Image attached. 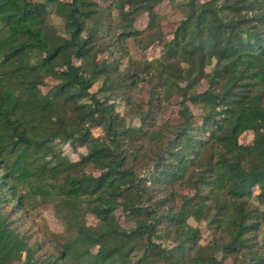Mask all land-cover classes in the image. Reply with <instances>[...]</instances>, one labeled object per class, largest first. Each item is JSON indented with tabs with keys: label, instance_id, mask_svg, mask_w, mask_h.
<instances>
[{
	"label": "trees",
	"instance_id": "16d2710c",
	"mask_svg": "<svg viewBox=\"0 0 264 264\" xmlns=\"http://www.w3.org/2000/svg\"><path fill=\"white\" fill-rule=\"evenodd\" d=\"M163 1L0 0V264H264V0H170L182 13L171 38ZM128 39L160 56L119 70ZM142 74L146 111L129 127L98 95L128 94ZM172 98L181 122L144 126ZM56 140L86 153L72 162ZM178 185L191 195L173 206ZM35 198L53 203L62 233L31 231ZM190 219L213 231L207 243Z\"/></svg>",
	"mask_w": 264,
	"mask_h": 264
},
{
	"label": "rangeland",
	"instance_id": "374dc122",
	"mask_svg": "<svg viewBox=\"0 0 264 264\" xmlns=\"http://www.w3.org/2000/svg\"><path fill=\"white\" fill-rule=\"evenodd\" d=\"M34 1H42V0H34ZM64 2H70L71 0H62ZM96 2H99L102 7H105L108 5L109 0H95ZM204 1V0H201ZM177 3L172 2L170 0H164L160 5H158L155 8L156 13H158V16L160 18V29L165 35V38H171L173 31L177 27L179 20L182 17V13L179 10V7L176 5ZM158 18V19H159ZM117 19V12L115 10L111 11L110 17L106 20L108 22L109 20H112L115 22ZM51 23H53L58 30H61V23L59 18H55L51 16ZM147 23V15L141 14L136 21V26L138 28L145 27ZM114 49V48H113ZM126 52L118 54L116 57L118 58V69L122 70L126 66H130L132 62H142L144 60H151L154 58H157L160 56V47L158 46H152L147 50L141 51L135 47V44L132 39L127 40V45L125 46ZM107 57L106 53L99 56V59L102 60L103 58ZM210 70V69H209ZM131 73V71H128V74ZM140 80L137 81L136 85L133 86L129 93H122L119 90H113L109 91L107 93L102 92L98 95L99 98H107L110 103H112L116 109V111L123 116L125 119L126 125L129 127H138L140 125V121L142 118H144V112L146 111V102L149 97V91H150V83L147 81V76L142 74L139 76ZM55 84L53 80H45V83L42 84L39 88L40 91L45 94L49 91V89ZM101 87V82L96 83L91 89V93H96L99 88ZM206 87L205 83H202V86L198 88V91L204 90ZM127 95L129 97L127 98ZM132 103V105H131ZM178 100L177 98L170 99L166 104L164 109L158 110L157 113L147 117V122L149 123V126L147 124H144V126L148 127L149 129L158 128L160 126L161 129H164V127H174L177 126L181 120L178 116ZM193 115L197 118V121H199V110L196 108H191ZM146 118V117H145ZM164 126V127H163ZM93 136H100L102 134L101 130L94 129L92 130ZM253 139V133L251 131L245 132L242 134L239 138V143L243 145L251 144V141ZM53 145L59 149V151L62 153V156H66L69 158L70 161L75 162L79 160V155H84L86 153L85 149L79 148L77 151L73 150V147L68 144H61L59 141H54ZM147 155H153L158 153L159 147L156 146H150L148 147ZM86 173L92 174L94 176L98 175V172L92 168V166H88L85 168ZM146 176V174H144ZM175 192L178 194L175 196V202L173 203V206H177L179 204V198L182 196H190L191 190L188 187H185L184 185H178L175 188ZM193 192V191H192ZM252 206L256 207L257 202L251 201ZM172 205V204H171ZM30 209L27 213V225L31 229L32 232H47L49 234H60L63 232V223L62 221L57 217L56 211L54 209L53 203L51 202H41L38 198H35L34 201L30 202ZM117 220L122 228L129 229L133 227V224L130 222H126L124 220V217L122 216L121 212L118 210L116 212ZM188 223L192 227H197L200 229L201 232V243H207V241L211 238V233L213 231L209 230L206 226L205 222H199L196 223L192 219L188 221ZM86 224L95 226L97 224V220L92 215L86 216ZM263 230V229H262ZM262 232V231H261ZM258 234V233H257ZM259 239L256 246H261V236L262 234L259 233ZM166 244V243H165ZM258 252L263 253V259H264V249L258 250ZM223 264H238L235 262L234 259H225ZM240 264V263H239Z\"/></svg>",
	"mask_w": 264,
	"mask_h": 264
}]
</instances>
